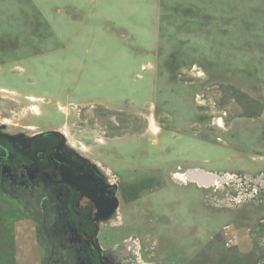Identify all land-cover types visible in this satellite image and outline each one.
<instances>
[{
    "label": "rangeland",
    "instance_id": "obj_1",
    "mask_svg": "<svg viewBox=\"0 0 264 264\" xmlns=\"http://www.w3.org/2000/svg\"><path fill=\"white\" fill-rule=\"evenodd\" d=\"M0 125L116 185L99 241L123 263L264 257V0H0ZM4 197L0 264H43L35 202Z\"/></svg>",
    "mask_w": 264,
    "mask_h": 264
},
{
    "label": "flooded vegetation",
    "instance_id": "obj_2",
    "mask_svg": "<svg viewBox=\"0 0 264 264\" xmlns=\"http://www.w3.org/2000/svg\"><path fill=\"white\" fill-rule=\"evenodd\" d=\"M56 131L28 134L0 125L2 198L35 202L43 264H131L120 260L127 252L107 251L99 241L116 208V185Z\"/></svg>",
    "mask_w": 264,
    "mask_h": 264
},
{
    "label": "water",
    "instance_id": "obj_3",
    "mask_svg": "<svg viewBox=\"0 0 264 264\" xmlns=\"http://www.w3.org/2000/svg\"><path fill=\"white\" fill-rule=\"evenodd\" d=\"M59 136H61L63 138V135L59 132H53ZM185 177L187 178V180L189 182L195 183L197 184L199 187H209L213 184H215V182L222 180L221 178H218L217 176L201 171V170H188L185 173ZM264 185V184H263ZM262 185V186H263ZM264 187V186H263ZM112 188L116 189V186H112Z\"/></svg>",
    "mask_w": 264,
    "mask_h": 264
},
{
    "label": "built area",
    "instance_id": "obj_4",
    "mask_svg": "<svg viewBox=\"0 0 264 264\" xmlns=\"http://www.w3.org/2000/svg\"><path fill=\"white\" fill-rule=\"evenodd\" d=\"M221 231H222V234L224 236L226 246H231L233 244V240L231 238L230 227L228 225H225V226L222 227ZM131 248L132 247H129V249H131ZM125 263H128V261H125ZM259 263L260 264H264V257L260 260Z\"/></svg>",
    "mask_w": 264,
    "mask_h": 264
},
{
    "label": "bare ground",
    "instance_id": "obj_5",
    "mask_svg": "<svg viewBox=\"0 0 264 264\" xmlns=\"http://www.w3.org/2000/svg\"><path fill=\"white\" fill-rule=\"evenodd\" d=\"M222 123H221V121H220V119H219V125H221ZM177 179L178 180H181L182 182H185V180H187V178L185 177V174L183 175H181V176H178L177 177ZM188 181V180H187ZM192 183V182H191ZM216 184H217V182H216Z\"/></svg>",
    "mask_w": 264,
    "mask_h": 264
}]
</instances>
